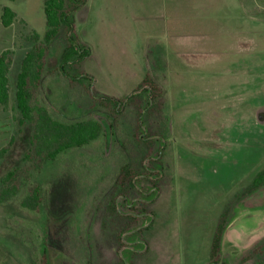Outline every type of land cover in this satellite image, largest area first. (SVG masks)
I'll list each match as a JSON object with an SVG mask.
<instances>
[{
    "label": "rangeland",
    "instance_id": "obj_1",
    "mask_svg": "<svg viewBox=\"0 0 264 264\" xmlns=\"http://www.w3.org/2000/svg\"><path fill=\"white\" fill-rule=\"evenodd\" d=\"M3 6L16 18L0 21V52H12L0 178L17 168L24 186L41 185L42 205L31 214L18 199L0 203V264H37L43 247L48 264H84L79 241L96 262L209 264L225 209L218 264L255 262L247 255L264 243V184L246 188L264 165V0H86L74 13L76 36L90 50L82 69L98 96L118 105L90 109L89 81L68 82L55 70L62 44L54 42L40 102L63 122L95 117L104 134L40 169L23 160L32 127L18 122L14 83L25 52L45 32L43 0H0V14ZM146 75L163 90L159 105L139 87ZM124 162L147 170L108 215ZM117 213L136 217L120 251L108 223Z\"/></svg>",
    "mask_w": 264,
    "mask_h": 264
},
{
    "label": "trees",
    "instance_id": "obj_2",
    "mask_svg": "<svg viewBox=\"0 0 264 264\" xmlns=\"http://www.w3.org/2000/svg\"><path fill=\"white\" fill-rule=\"evenodd\" d=\"M86 0H43V12L45 17L46 29L41 38L35 37L37 41L25 52L18 73L15 77L14 105L19 114V124L29 123L32 127L28 138V147L24 152L23 160L31 163L35 169L42 168L47 162L56 159L58 155L71 148H79L90 144L92 141L102 137L104 126L95 117H86L72 122H63L52 117L48 109L43 105L39 98L37 90L42 83L46 73L45 65L49 48L56 41L62 44L59 62L56 71L68 82H80V79H87L89 85L86 86L87 93L93 97L94 102L90 109L95 107L110 108L111 102L118 105L117 101L107 96H98L92 86V76L82 69L84 60L89 56V47L82 43L75 32L74 13L85 3ZM16 18L15 12L8 6H3L0 14V21L3 26H9ZM11 50L5 49L0 52V108L5 109L10 102L9 70L11 67ZM140 88L149 89L150 100L156 99L155 103L159 105L162 99L161 87L146 75L139 85ZM99 98V100L97 99ZM129 95L126 99L132 98ZM98 100V101H96ZM121 102H124L120 100ZM151 101L147 105L151 106ZM154 106V104H152ZM152 106V107H153ZM140 125V124H138ZM149 129V128H148ZM138 131V130H137ZM134 137L140 141L139 132H134ZM159 154V152H158ZM143 170H135L133 166L124 162L118 168V175L115 179L117 189L113 187V194L109 199L106 213L115 209L117 199L127 193L128 187L135 185V180L139 175L146 172L147 167L141 164ZM17 168L8 170L0 178V203H8L18 199V206L34 214L39 211L42 205V187L38 183L24 186V182L18 180ZM264 184V165L253 176L246 188V192L256 189ZM26 185V184H25ZM154 185V184H153ZM155 187V186H154ZM155 192V191H153ZM125 218V219H124ZM109 227L115 226L116 237L120 243L118 251L125 245L122 241L123 234L127 232V226L136 221L135 216H125L117 213L108 220ZM123 221V222H122ZM112 223V224H111ZM107 223H105L106 225ZM227 224V209H225L218 218L215 225L212 240L209 248V264H218L220 240L223 230ZM36 223H31L30 233L35 232ZM83 241V240H82ZM80 243L86 260L84 264H108L96 262L91 248L86 241ZM262 247V248H261ZM264 243L256 245L251 249V254L247 258L256 257L252 264H264ZM80 248V247H79ZM46 249L43 247L40 251L37 264H48ZM251 259V258H250Z\"/></svg>",
    "mask_w": 264,
    "mask_h": 264
}]
</instances>
